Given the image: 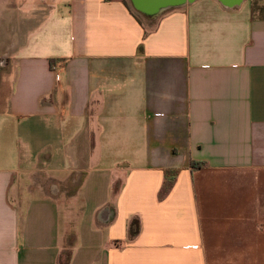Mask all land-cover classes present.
Returning <instances> with one entry per match:
<instances>
[{
  "label": "crops",
  "instance_id": "crops-1",
  "mask_svg": "<svg viewBox=\"0 0 264 264\" xmlns=\"http://www.w3.org/2000/svg\"><path fill=\"white\" fill-rule=\"evenodd\" d=\"M131 6L0 0V264H264V16Z\"/></svg>",
  "mask_w": 264,
  "mask_h": 264
},
{
  "label": "rangeland",
  "instance_id": "rangeland-1",
  "mask_svg": "<svg viewBox=\"0 0 264 264\" xmlns=\"http://www.w3.org/2000/svg\"><path fill=\"white\" fill-rule=\"evenodd\" d=\"M125 2H127L130 6V1L129 0H123ZM255 0H250V2H254ZM257 2L254 3L255 6H260L262 4H264V0H256ZM132 7V6H131ZM143 23L146 25L147 23L144 21V19L142 18ZM5 28H1L0 27V59L2 58V56H6L4 60L5 62V66L8 64V55L12 52V49L14 47V43L10 42L9 37L6 38L5 35ZM3 38L5 40L6 38V42L3 41ZM9 53V54H8ZM9 65V64H8ZM4 67V66H3ZM10 66H7V68L2 69L0 71V101L3 99H7V94L8 91H11L12 85H13V78H14V74L13 71H10L12 69L9 68ZM10 70H9V69ZM5 78V79H4ZM5 93V94H4ZM17 145H22L23 146V142H19ZM59 214H60V223H61V230H64L67 224V220L70 222L69 226L70 229H77V223H78V219L80 216V210H79V203L77 202V200L75 199H70V198H60L59 201ZM72 242V237L69 238V240L67 241V247L70 246ZM69 249L65 250L63 252L62 258L66 259V257L69 254Z\"/></svg>",
  "mask_w": 264,
  "mask_h": 264
},
{
  "label": "water",
  "instance_id": "water-1",
  "mask_svg": "<svg viewBox=\"0 0 264 264\" xmlns=\"http://www.w3.org/2000/svg\"><path fill=\"white\" fill-rule=\"evenodd\" d=\"M194 0H130L133 7L143 15L154 16L164 9L182 6ZM227 7L239 5L243 0H217ZM55 194V192H52Z\"/></svg>",
  "mask_w": 264,
  "mask_h": 264
},
{
  "label": "trees",
  "instance_id": "trees-1",
  "mask_svg": "<svg viewBox=\"0 0 264 264\" xmlns=\"http://www.w3.org/2000/svg\"><path fill=\"white\" fill-rule=\"evenodd\" d=\"M105 1H110V0H105ZM257 1L255 0L253 3H252V10L253 12H257L259 13L261 16H264V6H255L254 3H256ZM140 22V21H139ZM55 63L54 60H49V64H50V67L51 65H53ZM206 164L204 162H201V161H191L190 162V167L192 169H200L202 168L203 166H205ZM178 173V170H166L165 171V178L167 181H169L172 177H174L176 174ZM171 181V180H170ZM139 220L134 218L131 220L130 222V225H129V236L130 237H133L135 236L138 231H139ZM70 255H71V252L69 251V254L68 256L66 257V259H63L62 256L60 257L59 259V263L58 264H69V259H70Z\"/></svg>",
  "mask_w": 264,
  "mask_h": 264
},
{
  "label": "flooded vegetation",
  "instance_id": "flooded-vegetation-1",
  "mask_svg": "<svg viewBox=\"0 0 264 264\" xmlns=\"http://www.w3.org/2000/svg\"><path fill=\"white\" fill-rule=\"evenodd\" d=\"M6 58V56L4 55V56H2V58L0 59V70H1V68L3 67V66H5V61L4 60H2V59H5Z\"/></svg>",
  "mask_w": 264,
  "mask_h": 264
},
{
  "label": "built area",
  "instance_id": "built-area-1",
  "mask_svg": "<svg viewBox=\"0 0 264 264\" xmlns=\"http://www.w3.org/2000/svg\"><path fill=\"white\" fill-rule=\"evenodd\" d=\"M56 66H57V65H56L55 63H54L53 65H51V70H53V71H54V70H55V68H56Z\"/></svg>",
  "mask_w": 264,
  "mask_h": 264
}]
</instances>
